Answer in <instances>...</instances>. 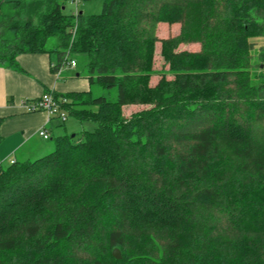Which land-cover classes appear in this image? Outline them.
I'll use <instances>...</instances> for the list:
<instances>
[{
	"label": "trees",
	"instance_id": "16d2710c",
	"mask_svg": "<svg viewBox=\"0 0 264 264\" xmlns=\"http://www.w3.org/2000/svg\"><path fill=\"white\" fill-rule=\"evenodd\" d=\"M99 1L0 0L1 66L68 53L89 83L53 93L80 129L56 120L47 153L0 162V264H264V0ZM146 17L201 44L164 41L174 78L154 88ZM127 102L151 104L125 118Z\"/></svg>",
	"mask_w": 264,
	"mask_h": 264
},
{
	"label": "crops",
	"instance_id": "0c3cea01",
	"mask_svg": "<svg viewBox=\"0 0 264 264\" xmlns=\"http://www.w3.org/2000/svg\"><path fill=\"white\" fill-rule=\"evenodd\" d=\"M71 58L76 66L64 65L59 73L51 70L55 56L43 52L18 54L15 57L18 69L0 65L1 163L32 160L49 151V140L41 138L37 131L44 128L50 134L58 122L49 120L43 112H26L23 101L38 98L47 91L57 95L87 91L88 80L75 70L78 62Z\"/></svg>",
	"mask_w": 264,
	"mask_h": 264
},
{
	"label": "rangeland",
	"instance_id": "374dc122",
	"mask_svg": "<svg viewBox=\"0 0 264 264\" xmlns=\"http://www.w3.org/2000/svg\"><path fill=\"white\" fill-rule=\"evenodd\" d=\"M58 1L62 3L63 12L67 14L73 13L75 8H77L78 11L82 9L84 10L85 13H88V14L98 13L101 9V3L99 0H83L82 2L79 1V3L76 6L73 0H58ZM148 11H147L148 13L155 12V10H149V9ZM144 13L145 12L142 11V14ZM183 25L184 24H182V22L180 21H172V22L159 21V20L152 21V19H150L149 17H146V19H144V21L142 22V27L144 28L143 34L149 35L153 38L152 49H151V52L149 53V56H150L149 73L144 74V78L146 80L145 86L147 88H154L162 78L166 80H173L174 75L168 72L169 65H168V62L165 61L164 56L162 54L163 42L168 39H172V38L180 39L182 31L186 28V27H183ZM253 40L257 41V45L255 47L256 49L255 53L257 52L259 53L258 55L262 56L263 55L262 53L264 52V36L253 38ZM261 45L262 47H259ZM200 47H201V44L198 40L193 39V38H182L177 41L175 46L172 48V51L173 52H182V51L197 52L200 50ZM73 57L78 62L75 70L81 74L80 76H82V78H85L84 76L86 75L87 71L83 67V64L80 60L81 59L80 56L75 55ZM262 59L264 60L263 56H262ZM260 61L261 59H259L257 63H259ZM260 69L264 70V63L260 65ZM257 71H258L257 69L254 70V72L256 73ZM91 90L94 95H99V94L107 95V91L105 89L101 90L97 86L92 85ZM258 96L261 98H264V89L259 92ZM148 104H151V103L127 102L125 103V105L121 107L122 115L125 118L129 117L133 113H136L142 109L148 108L149 107ZM66 127L80 129L81 125L75 119L68 118V120L66 121ZM42 155L44 154H41L37 156L36 158ZM6 161L9 162V160H6ZM4 163H7V162H4Z\"/></svg>",
	"mask_w": 264,
	"mask_h": 264
},
{
	"label": "built area",
	"instance_id": "2783aa9c",
	"mask_svg": "<svg viewBox=\"0 0 264 264\" xmlns=\"http://www.w3.org/2000/svg\"><path fill=\"white\" fill-rule=\"evenodd\" d=\"M75 6L78 4L79 0H73ZM78 12L75 8L73 14L76 15ZM75 31V25L71 29V35L73 37ZM68 65L70 67L76 66V61L71 58L68 53L63 57L62 65L56 70L57 73L60 72L62 66ZM62 103H65V98L58 100L55 98L54 94L51 91L43 92L38 98L24 100L23 107L24 110L28 113L30 112H43L46 114L49 120L56 119L59 122H65L67 120L66 110L62 107ZM37 134L43 138L48 139L49 134L46 129L40 128L37 131ZM13 162V160H11Z\"/></svg>",
	"mask_w": 264,
	"mask_h": 264
},
{
	"label": "water",
	"instance_id": "95a60500",
	"mask_svg": "<svg viewBox=\"0 0 264 264\" xmlns=\"http://www.w3.org/2000/svg\"><path fill=\"white\" fill-rule=\"evenodd\" d=\"M112 254L115 258H120L119 251L117 249H114Z\"/></svg>",
	"mask_w": 264,
	"mask_h": 264
}]
</instances>
